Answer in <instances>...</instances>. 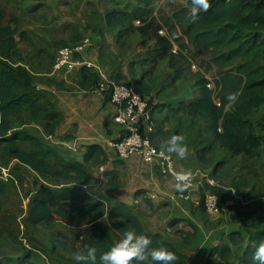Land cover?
I'll use <instances>...</instances> for the list:
<instances>
[{
	"label": "crops",
	"instance_id": "1",
	"mask_svg": "<svg viewBox=\"0 0 264 264\" xmlns=\"http://www.w3.org/2000/svg\"><path fill=\"white\" fill-rule=\"evenodd\" d=\"M10 1L14 2L8 10L13 13L11 21L17 31L18 49L23 55L31 54L30 61H24L25 66L32 75L47 77L39 78L37 87L45 92L47 101L55 106L60 120L57 132L67 137L55 139L50 135L55 140L52 143L68 148L71 151L70 157L76 158L75 161L78 162H83L90 146L98 145L105 151V162L96 172H91L93 183L103 182L99 193L102 190L105 193L103 196H93L131 207L143 226H147V220H152L147 229L151 233L164 235L168 227L173 226L174 231H180L181 234V228L176 230L178 225L195 226L196 239L183 251L184 259L180 264H207L210 251L219 246H228L240 256L244 255L249 246H255L251 239L264 226V202L253 201L248 207V218L243 221H233L227 214H207L201 206L202 193L194 192L189 200L183 199L179 196L181 192L174 187L176 182L164 176L158 166L145 164L137 156L124 161L117 158L110 142L121 139L124 132L114 123L116 108L108 97L96 95L92 85L87 87V81L84 82L86 86L82 87V67L68 75L53 73L52 67L44 72L37 69L33 72L29 68L31 65L41 66L47 44H58L57 47L72 46L89 37L93 47L84 54V59L101 65L116 82L127 79L135 85L142 80L140 90L148 97L150 93L145 92V88L149 87L150 90H147L152 91L153 95L154 88L145 84L143 77L144 74L150 76L154 68H149L145 73V70L138 71L136 76L129 73L130 54L144 51L139 50L141 47L131 49L132 42L125 45L122 40V33L125 32L124 37H127L128 27L133 23L110 28L106 18L112 11L129 14L135 0H43L44 6L41 0H0V4ZM1 9L4 10L3 7ZM20 43L28 46L20 50ZM164 92L162 100H152L151 111L157 125L151 135L153 143L164 149L170 136L183 135L188 147L187 156L182 159L175 153H170L175 158L177 169H207L212 170L214 177L219 176L221 173L216 172L217 161L214 163L215 160L212 161L207 156L212 154L210 149L206 151L205 157L202 156L204 147L207 148L210 144L203 143L200 127H196L192 118L178 112L181 96H175L174 90ZM109 173L117 177L118 187L110 186V177L106 175ZM221 176L218 182L225 188L239 185L233 178L227 180L225 175ZM245 182L248 181H241ZM173 220L180 222L171 225ZM234 234L239 235L240 242L231 241L229 236ZM182 241H186V237Z\"/></svg>",
	"mask_w": 264,
	"mask_h": 264
},
{
	"label": "trees",
	"instance_id": "2",
	"mask_svg": "<svg viewBox=\"0 0 264 264\" xmlns=\"http://www.w3.org/2000/svg\"><path fill=\"white\" fill-rule=\"evenodd\" d=\"M190 17L191 15H188L185 10L174 14L177 25L191 43L211 50L219 57L217 61L226 70L214 80L206 77L198 79L195 86L198 89V97L190 102L181 101L183 99L181 97L178 112L192 118L194 123L202 120L206 123L204 130L200 128L204 144H207L209 140L207 135L210 133L213 135L212 143L219 144L233 158L259 157L264 145V137L257 132L252 116L255 109L264 103V0H211V7L207 12L199 13L194 22ZM106 18L110 28H117L123 23L131 24L135 20L132 15L115 11L108 13ZM139 30L142 36H146V28ZM16 36L17 31L13 28L12 21L6 20V13L0 8V162L16 160L44 175L50 166L51 159H55L58 163H62L66 176L72 177V182L83 186L90 185L94 177L87 165L94 163L101 166L105 162L106 154L101 146H90L83 162L65 161L41 139L26 133H14L10 137L5 135L11 130L5 124L12 113L26 109L34 119H37L48 111L42 107L40 100L31 94L33 76L25 66ZM153 36L159 49L156 52L157 60L158 58L164 61L169 60L172 41L168 37L159 36L157 32ZM170 66L172 69L175 68L171 61ZM110 78L113 79L111 76ZM82 80V87L86 86L87 81V87L92 85L95 88L99 82V76L95 71L83 68ZM141 84L142 80L135 85H126L133 86L139 92L142 91L139 87ZM209 84H213L214 87L209 88ZM20 89L25 91L20 92ZM147 89L145 88V92H149L150 89ZM236 91L240 92L237 100L229 102L227 96ZM141 95L149 100L152 110V99ZM230 103H234L233 109L226 111ZM50 105L52 109L55 108L53 104ZM55 113L54 118H59L57 112ZM19 141L27 142L30 150H24ZM212 147L214 144L210 143L209 147H204L203 152L209 149L212 152ZM205 154L202 156L205 157ZM106 175L110 177V186L118 187L117 177L110 173ZM210 175L214 178L213 174ZM207 187L218 195L220 207L227 211L226 214L230 215L231 220L243 221L248 218V211L235 198L231 190H226L221 185ZM62 200L72 201L69 209L66 210L60 205ZM50 201L57 205L56 213L62 218L90 226L88 236L82 241V248L86 244L95 246L98 257L115 244L116 239L119 241L123 232L130 228L150 236L155 246L165 245L174 250L180 259L183 257L173 242L167 243L162 234L147 232L137 220L131 207L107 202L93 195L79 196L76 191L55 194L51 190L43 189L40 191V201L30 210L31 221L48 223L53 219ZM201 206L204 209L203 200ZM177 221L173 220L171 225L180 222ZM188 227L191 230L186 234L191 240L188 242L187 238L184 243L191 244L197 235V228L191 224ZM229 238L233 243L241 240L237 234L230 235ZM262 239H264V226L260 227L256 236L251 239L255 246H249L243 256H236L228 246H219L210 251L207 263H210L213 256L219 255L224 260L232 256L234 260L232 264H253L252 252Z\"/></svg>",
	"mask_w": 264,
	"mask_h": 264
},
{
	"label": "rangeland",
	"instance_id": "3",
	"mask_svg": "<svg viewBox=\"0 0 264 264\" xmlns=\"http://www.w3.org/2000/svg\"><path fill=\"white\" fill-rule=\"evenodd\" d=\"M41 2L44 6V1L41 0ZM11 4H14V2L10 1L0 4V8L3 7L4 12L7 13V21H11L13 17L11 10H8ZM181 10H185L188 15H191V0H135L134 5L128 11L135 21L128 27L127 37H124L125 32L122 33V40L125 42V45L132 42L131 49L141 47L142 49L139 48V50H144L141 53L137 51V53L133 52L130 54L129 73L136 76L138 71L145 70V73L149 68H154V72L150 76L144 74L143 77L144 81L146 80L145 84H149L154 88V94L152 95V91H149L150 95L148 96L153 102L162 100L165 97L164 91L169 90H174L176 92L175 96H181L183 98L181 101L190 102L195 100L198 97V89L195 87L198 79L206 77L207 79L214 80L221 72L226 70L217 61L219 57L214 55L211 50L197 47L184 35L174 19V14ZM138 21L141 23H137ZM172 25L174 26L173 28ZM140 28L147 29L146 36H142ZM160 30L163 31L162 35L159 33ZM156 32L159 36L168 37L172 41L169 60L164 61L159 60V58L157 60L156 52L159 49L153 36ZM57 45L47 44V49L44 51V56L41 60V66L31 67V65L29 66L30 70L34 72L37 69L44 72L51 69L56 53L61 48L57 47ZM19 46L21 50L24 46L28 45L20 43ZM30 55V53L28 55L26 53L22 54L25 62L30 61ZM170 61L175 66L174 69L171 68ZM32 76L34 82L31 94L38 98L42 107L48 111L37 119H34L26 109L21 112L12 113L5 124L6 127L11 129L5 134L6 137H10L14 133H26L32 137L41 139L45 144L53 148L63 160L75 161L76 158L70 157L71 151L68 148L56 145L46 138L50 135L55 139L67 137L65 135L61 136L57 132L60 120L58 117L54 118L56 109L50 107L51 105L46 99L45 92L37 89L39 78L46 79L47 77ZM117 81L121 84L133 85L127 79ZM19 91L24 92L25 90L20 89ZM139 92L147 95L142 91ZM233 105L234 103H230L226 107V111L232 110ZM252 122L257 128V132L264 137V103L255 109ZM196 127L204 130L206 123L203 120L201 122L197 121ZM207 136L209 140L206 143L214 144L212 154L207 156L210 160H215L214 163L217 161V165L219 164L218 168L216 165V170L218 169L216 172L221 174L215 176L216 178L214 177L218 185H220L218 179L222 177L221 175H225V179L227 180L233 178V181L235 180L239 183L236 186L238 190L236 187L225 189L234 191V195L240 199L241 205L247 211L253 201L264 202V145L259 153V157L245 158L244 156H237L233 158L219 144L212 143L213 135L208 133ZM19 144L24 150H30L27 142L19 141ZM202 153L206 152L202 151ZM0 164L11 176V178L9 176L7 182H0V264H81V262L76 261L75 256L82 249V241L88 236L90 226L62 218L56 213L57 205L52 201H50V210L53 212V219L48 221V223H34L31 221L30 210L40 201V191L43 189L51 190L55 194L76 191L79 196H90L93 194L103 196L105 193L103 190L102 194L99 193L103 182H100V184L92 182L89 185L90 188L76 184L72 182V177L66 176L67 173L62 163H58L55 159H51L50 166L44 175L37 173L28 166L20 164L16 160L4 163L0 162ZM87 167L91 172H96L100 169V166L94 163L87 165ZM223 169L227 171H222ZM204 171L208 172L209 175L212 172V170L207 169H204ZM242 180H247L248 182L241 183ZM60 202V205L66 210L69 209L72 203L71 200H62ZM133 213L135 214L136 212L134 211ZM151 221H146L147 226L146 224L144 226L146 231L151 226ZM179 226H182V224L178 225L176 230L181 228V234L180 231H174L173 226H169L162 236L167 243L173 242L180 251V254L183 255V251L190 244L181 241L185 237L186 239L188 238V242L191 240L188 234H186L191 229L187 224L183 225V227ZM195 239L196 236L193 238V241ZM116 242H118L117 239ZM233 254L240 256L236 253ZM183 259L182 257L178 264ZM232 263H234L232 256L224 260L218 255L213 256L209 264ZM97 264H99V260H97Z\"/></svg>",
	"mask_w": 264,
	"mask_h": 264
},
{
	"label": "built area",
	"instance_id": "4",
	"mask_svg": "<svg viewBox=\"0 0 264 264\" xmlns=\"http://www.w3.org/2000/svg\"><path fill=\"white\" fill-rule=\"evenodd\" d=\"M137 23L140 24L138 21ZM161 35L163 31L159 32ZM93 47L91 38L85 37L79 43L60 48L53 64V73L65 75L75 72L79 67L95 71L99 82L93 92L100 97H109L115 106L114 123L123 130L121 139L110 142L119 160H128L137 156L151 166H158L164 176L172 178L181 170L177 169L175 158L166 150L154 145L151 135L156 129L149 100L143 97L133 86L115 82L107 72L97 63L84 59V54ZM213 88V84L208 85ZM54 142L52 136L46 137ZM76 150V148H75ZM191 172L190 186L179 196L189 200L194 192L202 193L204 210L207 214L222 215L227 211L220 207L219 197L209 187H217L218 183L208 172L196 169ZM10 174L0 165V181L7 182ZM11 178V176H10ZM234 195L235 192L232 191ZM235 196V195H234ZM155 198V197H154ZM237 200H240L235 196ZM136 203H139L136 201Z\"/></svg>",
	"mask_w": 264,
	"mask_h": 264
},
{
	"label": "clouds",
	"instance_id": "5",
	"mask_svg": "<svg viewBox=\"0 0 264 264\" xmlns=\"http://www.w3.org/2000/svg\"><path fill=\"white\" fill-rule=\"evenodd\" d=\"M211 7V0H191V20L194 22L198 14L207 12ZM240 95L239 91L227 96L229 102H235ZM183 135L170 136L164 150L175 153L179 158H185L188 147L184 143ZM191 172L181 171L175 176L174 185L178 192H184L191 182ZM253 264H264V239L252 252ZM81 264H178L180 258L177 253L165 245L155 246L150 236L137 232L135 228L123 232L118 242L111 245L106 251L97 256V248L86 244L75 256Z\"/></svg>",
	"mask_w": 264,
	"mask_h": 264
}]
</instances>
